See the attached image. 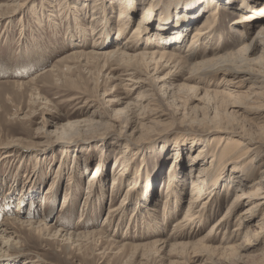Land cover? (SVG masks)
Masks as SVG:
<instances>
[{
	"label": "rangeland",
	"instance_id": "374dc122",
	"mask_svg": "<svg viewBox=\"0 0 264 264\" xmlns=\"http://www.w3.org/2000/svg\"><path fill=\"white\" fill-rule=\"evenodd\" d=\"M152 1L136 0L138 15L130 35L145 12L146 2ZM169 1L153 12L152 34L162 23L161 13ZM182 1L185 8L179 9L180 13L195 9L194 16L185 18L181 30L188 46L199 21L217 7L201 15L206 0L200 1L203 4L198 9V0ZM217 1L222 2V9L214 43L227 48L226 52L237 50L242 42L230 24L240 17L233 9L242 0ZM247 1L250 5L256 0ZM112 7L109 0H0V224L17 215H33L54 229L43 239L25 227L12 228L16 235L12 238L19 247L11 250L12 259H19L18 264H223L218 259L220 255L212 254V248L236 244L225 239L226 231L213 234L214 239L205 243L195 242L209 234L238 192L225 198L221 190V207L210 212L211 217L202 224L177 228L191 197V159L203 147L208 149L207 161L218 152L217 141L221 138L208 137L205 126L216 123L218 127H242L244 134L254 136L264 122L239 108L228 107L235 104L233 98L214 97L211 93L207 97L206 91L218 90L217 85L209 87L198 80H187L188 72L176 71L173 80L166 78L169 69L152 72L150 81L132 90L122 77L123 65L118 67L113 61L105 66L104 60L81 56L95 50L93 46L99 42L103 28V12L112 20V33L105 48L100 45L99 50H113L117 44L119 2L113 11ZM198 14L201 16L196 20ZM175 20L172 16L171 21ZM81 30L87 32L85 37ZM143 47L155 50L146 43ZM170 47L174 46L164 44L160 49L177 53ZM75 54L81 55L74 59ZM258 55L259 50L254 56ZM212 57L210 54L207 58ZM156 77L167 80L161 82ZM252 149V165L264 169L263 145L258 143ZM4 156L9 157L1 159ZM129 163L130 178H125L119 184L120 191L111 196L113 179ZM172 165L178 179L170 190L177 194L171 203L170 198L166 201V191ZM99 167L101 176H96V183L88 184ZM149 182L152 186L148 197L138 200V191H146ZM131 183L138 191L129 201L126 213L105 227L110 202L113 200L112 205L118 206ZM72 185L74 193L69 194L68 187ZM49 188L54 191L47 193ZM91 190L93 196L88 198ZM59 230L76 236L73 240L59 237L60 233L52 236ZM242 239L243 236L238 241ZM0 247L6 250L3 244Z\"/></svg>",
	"mask_w": 264,
	"mask_h": 264
},
{
	"label": "bare ground",
	"instance_id": "6f19581e",
	"mask_svg": "<svg viewBox=\"0 0 264 264\" xmlns=\"http://www.w3.org/2000/svg\"><path fill=\"white\" fill-rule=\"evenodd\" d=\"M117 1L120 4V7L118 8L120 11L119 26L117 33L118 38H116L117 44L113 50H99V48H101L100 45H106L105 41L111 37L112 33V20L110 21V19L107 17V14L102 11L104 13V19L102 20L103 28L99 34V42L93 46L95 50L82 55L75 54L73 55L74 59H76V56L84 55L85 57L95 60H104L105 66H108L109 64L112 65L111 62L116 61L118 67L121 65L125 67L122 77H124L125 81L129 83V86L132 87V90L137 89L150 81L152 72L158 74L166 69H169L170 71L167 73L166 78L171 80L175 79V77H173L174 73L178 74V72H188L190 75L186 78L187 80H198L209 87L213 84L217 85L218 90L211 89L206 91L205 95L207 97L211 94H214V97L220 96L229 99L233 98L236 100L234 101L236 105L232 102L234 105L230 104L228 107L232 108L233 106L239 108L246 115L253 116L255 120L264 122V0H256L250 5L247 0H242L239 7H237L235 10L233 9V12L239 14L240 17L231 22L230 28L231 31H234V33L238 34L240 37L239 42H242V45H240L237 50L235 49L231 52H226L225 50L227 48L225 49L223 46H216V43H214L215 33L219 25V16L222 9L220 6H222V2L217 0L205 1V9L202 11L204 13L199 14L204 15L208 13L210 8H217L215 11L213 10L212 13L208 14L209 16L205 18L204 21H199L198 27H195V31L191 33L189 45L186 46L185 42L187 39L186 37L184 39V36L181 35V30L184 22H186L185 18L190 15V17L194 16L193 12L195 9H184L182 13H180V10L182 7H184L182 0L169 1V5L166 7V10L164 13H161L162 23L159 24L155 34H152L151 32L152 23H154L153 12L155 9L159 10L158 5L165 3V0H154L151 2V4L146 2V5H148L145 8V12L137 20L134 31L131 35L129 34L130 27L133 25L134 20L138 15V11L136 10V0H109V3L113 4L112 11L114 10ZM200 1L204 0H198L196 9H198L199 5L202 3ZM112 11L111 13H113ZM96 12L97 11H95V13ZM14 14H11L10 16H13ZM199 14L196 16V20H198L201 16ZM172 16L176 18L174 23L171 21ZM1 17L3 16H0V19ZM125 19H127V21L122 23V21ZM194 19L195 18L193 17V19L190 20L194 21ZM75 22L78 23L79 21L76 19ZM255 28V33H253ZM87 30L89 29L87 28ZM81 31H83L82 36L87 34L85 30ZM92 32L94 33L95 31ZM172 34H176V36L174 35L171 37ZM144 43H146V46L149 48L155 47V50H143L146 48L143 47ZM164 44L174 46L170 48L177 49V53L160 49ZM208 46L211 48L208 49ZM165 48L167 47L165 46ZM258 50L260 51V55L254 56ZM210 54H212L213 57L207 58ZM166 78L156 77L155 79H158L162 82L167 80ZM186 86L187 85H184V87ZM181 87L183 88V86ZM186 88L189 90L196 89L194 86ZM179 91L181 90L179 89ZM245 102L248 103L247 106L243 105L247 104ZM231 111L230 114L233 113ZM212 118L215 117L213 116ZM209 120L212 121L211 119ZM190 122L188 123L189 125ZM214 124L216 123H213V125L211 124L208 127L205 126L204 129L206 134H208V137L209 135H217L219 138H221L217 141L218 152L217 154L211 156V160L207 161L206 158L208 155V149L205 150L206 147H203L200 149L195 158L191 159L193 166L191 167V170L188 174L189 179H192V184L190 187L191 197L188 203L186 215L183 220L178 223L177 228H187L189 224L194 225L197 222H201V224L204 223L209 218V216L211 217L209 214L210 212L221 207V199H219L220 192L224 191L225 198H227L233 192H238L231 206L227 209L226 213L212 226L209 234L204 237V239L202 238L201 240L195 242V244L203 242L205 243L208 240L214 239L212 238L213 234L226 231L225 233L228 234L225 239L235 242L236 244L225 246V248H212L213 255H220V257L218 255L216 256L219 257L218 259H220L221 263L264 264V169L259 168V165H252V162L255 160L253 159L254 150L252 147L258 143L260 145L262 144L264 147V125L259 129L260 132L257 130L259 134H257V132V135L253 134L254 136H247L246 133L244 134L245 131H242V127L240 130V127L236 126L218 127L216 126L217 124ZM69 126L71 128L73 127L72 124ZM251 128L256 129L255 127ZM63 130L66 129L63 128ZM240 139L243 141H240ZM192 140L195 142L196 137ZM8 157L9 156H4L1 159L4 160ZM131 168L132 164L129 163L120 169L117 174L119 177L113 179L110 186L111 196L120 191V189H118L120 183L122 185L123 181L130 178ZM197 170L198 172L195 174V171ZM95 171L96 172L94 173L92 179L88 181V184L97 182H95V178L101 174V168H96ZM168 175L169 181L166 191V201H168L167 198H170L169 201L172 203V199L177 198V194L174 192L171 193L170 191L172 187L173 189L175 188L174 185L178 179V174L174 165L170 167ZM151 186L152 184L149 182L148 189L140 193L135 183L134 185L131 183L124 198L118 206L112 205L114 202L113 200L110 202L111 206L104 222V226L106 227L107 225H110L112 222H114V220L122 219V215L124 216L126 213L129 201L133 200V196L136 195L135 193L137 191L140 196L137 197L139 198L138 200H140V198L146 199L150 192ZM72 188H74V185L68 187L69 194L74 193L72 192ZM53 191L54 188H49L47 193H52ZM88 193V198L93 196L92 190ZM102 194L103 197L106 196L105 191ZM66 200L64 203L67 202ZM176 202L178 201L176 200ZM244 207L245 209H242ZM19 211L20 208L16 213L19 214ZM35 216L36 214L34 217ZM17 225L21 226L23 229L24 227L25 229L27 228L31 234H35L37 237L43 239L45 237H49L51 233L50 231L53 229V226L47 224L43 219L35 220L33 215L32 217H26L23 215V217L20 218L17 215L13 218H6L0 224V244H3V246L6 248L5 250L3 247H0V264L19 263V259H12L14 257L10 254L11 250L17 248L19 249L17 246V241L12 238V236L15 235V232L11 231V229ZM232 226L233 229L230 230ZM151 229L152 227L150 230ZM61 232L63 231H55L54 235L52 236H56L57 234L59 235L60 233L59 237L63 236L69 240H73V238L76 236L74 233L67 232L66 234H63ZM80 235H77L76 238H80ZM189 236H192L191 233ZM241 236H243V239L238 241ZM183 247L185 246L183 245ZM203 248H205V246H203ZM206 248L211 247L206 246ZM28 264H31V261H29Z\"/></svg>",
	"mask_w": 264,
	"mask_h": 264
}]
</instances>
